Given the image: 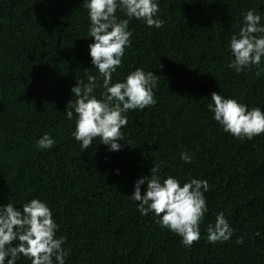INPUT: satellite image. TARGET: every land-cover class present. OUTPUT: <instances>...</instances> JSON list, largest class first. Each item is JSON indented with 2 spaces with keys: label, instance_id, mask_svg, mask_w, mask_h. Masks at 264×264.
Instances as JSON below:
<instances>
[{
  "label": "trees",
  "instance_id": "trees-1",
  "mask_svg": "<svg viewBox=\"0 0 264 264\" xmlns=\"http://www.w3.org/2000/svg\"><path fill=\"white\" fill-rule=\"evenodd\" d=\"M248 9L264 24V0H159L162 27L131 19V43L112 79L136 68L153 71L157 102L129 110L121 151L109 152L96 138L82 152L71 136L75 113L69 121L64 112L74 100L70 89L92 75L94 93L104 91L89 56L83 0H0V204L47 202L56 235L66 238L65 264H264V134L235 138L207 108L212 92H220L264 110V71L228 67L230 38ZM45 133L56 144L37 150ZM181 151L193 162L184 163ZM154 165L162 179L209 183L201 238L190 248L127 197ZM219 212L234 232L212 244L206 226ZM17 264L31 261L21 256Z\"/></svg>",
  "mask_w": 264,
  "mask_h": 264
},
{
  "label": "clouds",
  "instance_id": "clouds-1",
  "mask_svg": "<svg viewBox=\"0 0 264 264\" xmlns=\"http://www.w3.org/2000/svg\"><path fill=\"white\" fill-rule=\"evenodd\" d=\"M88 10V36L93 42L88 45L91 63L102 78L103 92L97 96L94 90L99 86L97 78L89 75L88 82L77 80L70 89L74 96L66 110V118L74 119L72 138L79 142L82 152L93 146V140L109 152L122 150L121 131L128 124L129 110H144L156 104L154 89L158 88V76L153 71L136 68L120 81L113 82V73L122 64L125 47L130 45L131 19L142 20L147 26L160 28L164 21L157 15L159 0H83ZM124 17L117 16V12ZM243 21L239 32L230 38L231 62L228 67L240 73L252 65L259 69L264 58V24L262 16L253 9L242 13ZM208 110L225 133L238 139L251 140L264 134V110L249 108L235 98L212 92ZM56 144L50 134H43L36 141L37 150H49ZM128 144V143H127ZM129 145V144H128ZM184 163L193 162L194 157L181 151ZM151 175L135 180L133 192L128 199L141 215L150 213L156 223L181 237V243L191 247L201 238V222L208 212L205 193L209 191L206 179L190 177L181 181L175 176L161 178L158 167L151 168ZM119 175V169L116 170ZM146 185L142 195L141 186ZM58 224L47 202L32 198L22 205L11 199L0 204V264H17L21 256L31 264H65L69 252L62 247L66 238L57 236ZM234 229L223 212L216 214L214 224L206 226V240L209 243H223L231 239ZM257 236L260 232L257 231ZM237 243H243L239 238Z\"/></svg>",
  "mask_w": 264,
  "mask_h": 264
}]
</instances>
